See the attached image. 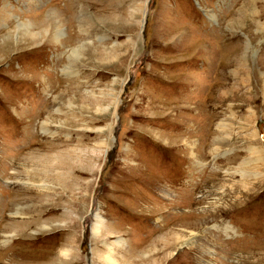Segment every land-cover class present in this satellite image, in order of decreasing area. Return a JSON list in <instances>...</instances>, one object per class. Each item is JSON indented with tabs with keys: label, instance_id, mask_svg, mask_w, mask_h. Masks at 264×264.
<instances>
[{
	"label": "rangeland",
	"instance_id": "1",
	"mask_svg": "<svg viewBox=\"0 0 264 264\" xmlns=\"http://www.w3.org/2000/svg\"><path fill=\"white\" fill-rule=\"evenodd\" d=\"M0 264H264V0H0Z\"/></svg>",
	"mask_w": 264,
	"mask_h": 264
}]
</instances>
